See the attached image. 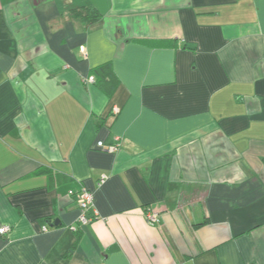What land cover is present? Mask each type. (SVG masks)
<instances>
[{
    "label": "crops",
    "instance_id": "1",
    "mask_svg": "<svg viewBox=\"0 0 264 264\" xmlns=\"http://www.w3.org/2000/svg\"><path fill=\"white\" fill-rule=\"evenodd\" d=\"M2 228L0 264H264V0H0Z\"/></svg>",
    "mask_w": 264,
    "mask_h": 264
},
{
    "label": "built area",
    "instance_id": "2",
    "mask_svg": "<svg viewBox=\"0 0 264 264\" xmlns=\"http://www.w3.org/2000/svg\"><path fill=\"white\" fill-rule=\"evenodd\" d=\"M88 83H93L94 82V78L90 77L87 80ZM118 112V110L116 109H112V113L113 115H116ZM118 145H119V140L118 139H114V142L112 145L109 146H105L103 143L99 142L97 143L96 147L98 149L101 150H105L108 152H114L118 149ZM106 176L102 175L99 179L98 185H102L105 180H106ZM77 198H76V202H77V207L79 210V216L77 219V223L80 226H86L87 224H89L92 220V218L88 215V212L90 211L91 207H92V203H93V196L90 192H88L86 189L81 188L79 190V192L76 194ZM145 219L147 221L148 224L150 225H154L158 222V215L155 212H147L145 214ZM73 231L76 230L75 227L71 228ZM7 232V228H2L0 229V234H4Z\"/></svg>",
    "mask_w": 264,
    "mask_h": 264
},
{
    "label": "trees",
    "instance_id": "3",
    "mask_svg": "<svg viewBox=\"0 0 264 264\" xmlns=\"http://www.w3.org/2000/svg\"><path fill=\"white\" fill-rule=\"evenodd\" d=\"M71 13L74 17L80 19L86 27H90L96 24L101 19V14L99 13V11L90 5L83 6L80 8H75L71 10ZM91 73H92V76H94V79L97 80V83H104L105 81L106 82L114 81V79L112 80V78L114 77V74L112 72V68L110 64H103L101 66H98L94 68L91 71ZM96 80H95V83H96ZM113 86H114V83L109 85L108 90L111 89L112 91V89L114 88L113 89L114 91L116 87V83H115V86L114 87ZM75 246L76 244L74 245V247Z\"/></svg>",
    "mask_w": 264,
    "mask_h": 264
}]
</instances>
